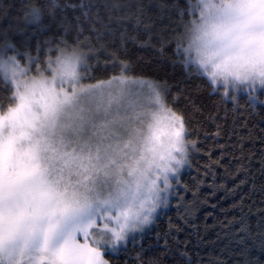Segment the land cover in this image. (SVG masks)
<instances>
[{
    "label": "snow or ice",
    "instance_id": "snow-or-ice-1",
    "mask_svg": "<svg viewBox=\"0 0 264 264\" xmlns=\"http://www.w3.org/2000/svg\"><path fill=\"white\" fill-rule=\"evenodd\" d=\"M108 39L111 51L103 43ZM129 42L161 55L172 48L185 68L193 65L207 78L220 104H232L223 117L217 112L206 120L227 122L232 115L235 124L242 107L264 109V0L3 4L0 90L8 97L6 108L0 104V264H112L109 256L128 264L121 253L164 210L174 208L188 224L207 203L200 199L203 186L214 195L247 182L232 189L215 184L224 153L214 159L193 138L203 108L184 88L173 92L167 82L129 78L130 65L119 57ZM98 52L108 54L105 64L119 74L84 84ZM135 84L146 86L148 104L130 102L140 94L126 86ZM181 97L190 111L175 107ZM216 128L213 138L221 135L219 123ZM243 141L233 179L247 171L243 161L253 158L244 155ZM201 153L207 162L197 166L189 185L183 174ZM260 164L264 175V156ZM229 223L238 225L233 264H258L250 259L249 242L259 240L264 249V217L255 230L246 215ZM168 228L147 264H189L190 241L176 236L183 229L171 218ZM132 264H145L144 257ZM214 264L228 262L217 258Z\"/></svg>",
    "mask_w": 264,
    "mask_h": 264
},
{
    "label": "trees",
    "instance_id": "trees-1",
    "mask_svg": "<svg viewBox=\"0 0 264 264\" xmlns=\"http://www.w3.org/2000/svg\"><path fill=\"white\" fill-rule=\"evenodd\" d=\"M166 0H144L146 5L164 4ZM5 3H11V0H0V6ZM152 13H149L151 15ZM128 31L132 35H136L131 27ZM85 35H88L86 32ZM142 39H146L143 31L139 33ZM109 45V51L112 50L113 42L111 39L103 42ZM115 47H119L118 43ZM87 51V49H85ZM106 52H98L96 59L92 60L93 65L90 76L83 80L84 84H95L98 81H107L113 75L119 74L118 68H113L111 63L105 64L107 58ZM119 57L126 60L130 65L128 72L129 78H138L147 81L159 82L163 84L167 82L172 86L173 92L176 86L184 88L203 108V116H197L199 123L196 124L198 136L194 139L199 140V146L202 150H212L213 158H218L221 152L224 153L222 160L223 167L215 168V184L225 185L227 189H232L240 183L241 180L247 181L245 184L235 188L234 192L225 190H217L213 195V188L207 185L200 189V199H207V203H202L195 212L188 224L177 219L174 208L167 209L165 214L158 217L150 231L146 232L142 238H138L134 243L127 245L128 252L125 259L128 264H132L138 257H144L145 264L152 258V254L163 246V233L169 231V219L183 229L182 232L176 233L179 240L188 239L189 254L191 260L189 264H214L217 258L226 260L228 264H233L235 259L233 253L235 251V243L233 240V231L237 224L230 221L239 220L242 216H247L248 222L252 229L255 230L257 222L264 217V175L261 174L260 159L264 156V109L259 106L242 107L241 118L237 119L229 115L227 122L218 119L215 123L206 120L209 114L215 115L219 112V116L223 117L225 109L229 112L233 110L230 102L220 104V96L218 93L212 92V85L206 77L197 75L195 66L190 65L185 68L181 62L183 57L175 55L172 48L161 55L150 46L141 47L136 43L129 42L125 48L120 49ZM8 94L0 90V104L7 107ZM171 98L169 97V100ZM186 101L183 97L175 105L176 108L185 112L190 111L186 107ZM244 104L243 99L240 101ZM246 122L247 128L241 125ZM216 123L221 125L219 138H213L212 133L217 131ZM209 133V137L205 139L204 133ZM240 137H244V155H251V161L244 160L247 171H241L233 179L230 175L238 167L240 161L234 157L240 156L239 142ZM250 137V138H249ZM219 144H224L225 148L220 149ZM235 145L236 147H233ZM207 162V158L201 154H196L192 161V168L187 169L183 174L185 183L191 182V177L196 175L197 166H203ZM227 170V171H226ZM208 183H212L211 177ZM190 199V195L188 197ZM212 205H216L212 207ZM235 205V206H234ZM161 234L158 236L157 234ZM250 259L258 264H264V249L260 247L259 240L249 242ZM147 253V254H145ZM112 264L115 261L111 256L106 257Z\"/></svg>",
    "mask_w": 264,
    "mask_h": 264
},
{
    "label": "rangeland",
    "instance_id": "rangeland-1",
    "mask_svg": "<svg viewBox=\"0 0 264 264\" xmlns=\"http://www.w3.org/2000/svg\"><path fill=\"white\" fill-rule=\"evenodd\" d=\"M145 81H147V80H145ZM150 82H153V81H150ZM126 87H130L133 90V93H139L140 94L138 96H135V98L130 97L129 98L130 102H132V103H140V104H143V105H146V104L149 103V100H148L147 95H146L147 89H146L145 85L135 84V85H127ZM186 171H187V169L185 170V172ZM166 210H164V212ZM153 224L148 226V227H146L144 232L134 234L136 236V239L142 238L145 235L146 232L150 231L151 228L153 227Z\"/></svg>",
    "mask_w": 264,
    "mask_h": 264
}]
</instances>
